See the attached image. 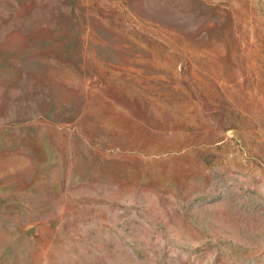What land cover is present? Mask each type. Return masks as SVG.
<instances>
[{
  "label": "rangeland",
  "instance_id": "obj_1",
  "mask_svg": "<svg viewBox=\"0 0 264 264\" xmlns=\"http://www.w3.org/2000/svg\"><path fill=\"white\" fill-rule=\"evenodd\" d=\"M0 264H264V0H0Z\"/></svg>",
  "mask_w": 264,
  "mask_h": 264
}]
</instances>
